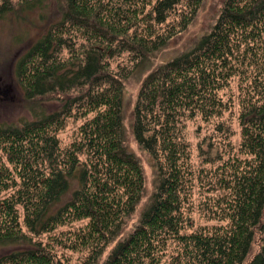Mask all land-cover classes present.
I'll list each match as a JSON object with an SVG mask.
<instances>
[{"label":"trees","instance_id":"trees-1","mask_svg":"<svg viewBox=\"0 0 264 264\" xmlns=\"http://www.w3.org/2000/svg\"><path fill=\"white\" fill-rule=\"evenodd\" d=\"M49 1L25 0L23 9L43 11ZM200 1L62 0L17 59L24 99L54 94L60 103L53 110L31 105L29 118L0 121V264H63L40 235L84 219L66 241L52 242L87 250L81 264H99L144 191L141 162L125 140L124 80L187 27ZM12 10L11 0H0V19ZM262 44L264 0H224L208 32L145 75L131 130L153 161L154 188L137 223L100 264H244L256 234L260 247L247 264H264ZM123 53L130 66L112 69L110 60ZM235 76L249 80L240 86L238 152L223 158L211 140L199 145L204 162H218L214 184L225 194L203 209L217 223L194 227L185 210L190 169L182 122L220 116L227 106L219 91ZM72 115L88 117L61 148L57 132Z\"/></svg>","mask_w":264,"mask_h":264},{"label":"rangeland","instance_id":"rangeland-1","mask_svg":"<svg viewBox=\"0 0 264 264\" xmlns=\"http://www.w3.org/2000/svg\"><path fill=\"white\" fill-rule=\"evenodd\" d=\"M223 1L201 0L194 17L187 27L173 36L165 47L151 55L149 64L144 69H139V71L134 72L124 80L123 114L126 130L125 140L128 148L138 156L141 162L144 172V191L134 213L127 219L121 233L106 247L99 260V264L106 258L114 244L127 235L137 223L139 215L147 204L154 188L155 168L153 161L149 153L138 146L131 130L132 109L140 84L150 70L188 50L200 36L208 32L220 12ZM11 2L13 10L6 17L0 19V87L4 89V93L0 97V121H17L21 117L29 118V107L31 105H39V108L44 110H53L60 103L57 101V95L54 94L38 97L33 102L25 100L13 71L17 59L22 56L37 37L45 32L48 23L55 18L54 15L58 13V9L60 10L62 0H50L47 8L43 11L38 8L24 10L23 5L25 0H11ZM41 11L43 18H40ZM170 19L175 22L178 21L177 14L171 16ZM63 55L65 57L68 56L66 50L63 52ZM263 58L264 44L260 46L257 59ZM129 59L128 53L115 56L110 60V67L115 70H117V66L120 68L129 67ZM248 81L246 79L243 82L239 77L235 76L226 87L219 91L227 106L220 116H214L207 120L196 116L193 119H185L182 122L180 132L184 142L187 144L189 153L187 160L190 169L185 210L186 214L191 217L194 227L201 225L211 226L217 223L216 220H208L203 209L206 205L213 204L225 194L223 189L216 187L214 184L218 162H204L203 158L199 155V145L201 143L203 145L205 140L206 142L211 140L213 153L218 151L223 158L237 154L241 139L238 124L240 86L241 82L245 84ZM85 118L76 115L66 118L63 128L57 132L61 148L68 146L78 137V128ZM222 122L225 126L224 132H218L216 130L217 124ZM86 222L87 220L84 219L60 225L54 231L40 235V239L43 242L48 241L51 243L50 245H53L54 253L62 260L63 264H81L87 255V250H72L59 242L53 243L52 239L57 237L66 241L72 233L83 227ZM259 247L260 236L256 234L250 253L244 264L250 261L259 250Z\"/></svg>","mask_w":264,"mask_h":264}]
</instances>
